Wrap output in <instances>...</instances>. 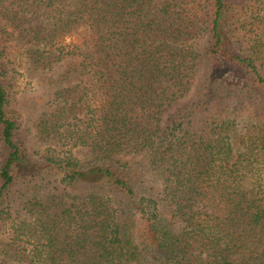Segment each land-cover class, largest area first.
Here are the masks:
<instances>
[{
  "label": "trees",
  "instance_id": "trees-1",
  "mask_svg": "<svg viewBox=\"0 0 264 264\" xmlns=\"http://www.w3.org/2000/svg\"><path fill=\"white\" fill-rule=\"evenodd\" d=\"M0 264H264V0H0Z\"/></svg>",
  "mask_w": 264,
  "mask_h": 264
},
{
  "label": "rangeland",
  "instance_id": "rangeland-1",
  "mask_svg": "<svg viewBox=\"0 0 264 264\" xmlns=\"http://www.w3.org/2000/svg\"><path fill=\"white\" fill-rule=\"evenodd\" d=\"M78 35L75 34L74 36H72L71 38H66V41L69 42L70 39H77ZM14 56L17 55V52H13ZM201 72V71H200ZM202 78H203V73H200L197 75L196 80L194 85L192 86L190 92L187 94L186 97H184L183 99L179 100L178 102H176L174 104V106L172 107V109H170L169 111H167L164 115H163V121L166 120V118L168 117L169 114H171L174 110H176L177 108L181 107L182 105L188 103L191 98L194 96V94L196 93V91L199 89V86L202 82ZM28 89H35V92L37 94H41L42 92V88L40 86H38L37 83H35L34 81L29 82L27 79H25L24 77H20L17 79V81L14 83V88L13 91L15 92L16 95H19L21 93H25ZM27 103H33L32 100H28ZM19 104V109L20 112L23 116L28 117L31 114V110L29 111V109H24V107H22L23 103H18ZM27 118H25L26 120ZM89 192L88 187L85 184H79L77 185L72 191L71 194L72 195H82V194H86Z\"/></svg>",
  "mask_w": 264,
  "mask_h": 264
}]
</instances>
